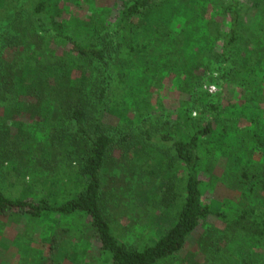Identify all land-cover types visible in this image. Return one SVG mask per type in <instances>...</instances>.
<instances>
[{"label": "trees", "instance_id": "1", "mask_svg": "<svg viewBox=\"0 0 264 264\" xmlns=\"http://www.w3.org/2000/svg\"><path fill=\"white\" fill-rule=\"evenodd\" d=\"M66 1L34 0L55 36L27 30L18 16L21 39L6 45L22 49L0 57V108L8 119L25 109L37 118L14 135L2 123L0 165L25 158L40 179L38 200L0 187V213L85 218L112 264H264V0H116L99 9L88 0L92 19L81 20L91 35L69 30ZM217 64L221 90L196 98L212 120L193 118L182 100L175 117L153 122L167 94L190 98ZM120 162L159 180L148 191L160 211L153 243L121 240L104 213L102 174ZM218 167L221 183L240 192L224 209L204 202V177ZM210 215L223 233L200 261H184ZM58 253L57 263L68 250Z\"/></svg>", "mask_w": 264, "mask_h": 264}, {"label": "rangeland", "instance_id": "2", "mask_svg": "<svg viewBox=\"0 0 264 264\" xmlns=\"http://www.w3.org/2000/svg\"><path fill=\"white\" fill-rule=\"evenodd\" d=\"M11 1H15L16 5L12 4L13 7H10ZM56 1L59 7V0ZM83 1L67 0L62 5L70 12L69 30L82 35H91L87 31L88 27L81 20L86 19L91 13V10L87 9L90 3L88 0ZM118 4L116 0H97L95 9L106 5L116 7ZM34 9V0H0L1 58L11 57L17 53L19 48L22 49L23 45L20 43L16 47L6 45V39L11 38L12 35H17L21 39V28L16 19L18 16L22 17L24 22L21 25L27 30L38 31L44 39L55 36L56 32L49 23L47 26L40 24L38 16L34 14ZM89 18L92 19V16H88ZM45 22H47L46 19ZM102 37L101 46H105L111 37L104 33ZM31 45L32 48L35 47V43L32 42ZM220 72V65H214L212 70L203 77L201 84L190 94V98L189 95H181L178 92L167 94L166 107L154 114L153 122L166 121L169 113L175 117L179 108L182 107V100L189 101V111L193 118L202 123L212 120L213 113L205 106L206 103L197 102L196 98L201 94L208 95L210 100H214V96L221 90L223 84L219 76ZM210 87H215V90L211 92ZM36 119L29 109L22 110L18 119H8V115L0 108V129L3 123L7 127H4L3 131L6 132L9 128L12 135L18 131L19 125H22L23 129L31 128ZM132 159L134 163V158ZM150 162L147 161L146 166ZM11 163L0 165V187L13 196L23 197L28 194L36 199L40 194L38 185L40 179L33 172V166L25 158H21L17 164ZM219 171L221 170L218 167L214 169V175L209 174L213 177L209 175V177H204L206 188L204 202L216 208L220 204V209H224L226 201L232 199L233 195L236 198L240 192L233 193V188L222 184L218 178ZM102 177L105 181L103 182L102 200L104 213L117 236L133 245L141 244L143 241L155 242L157 239L156 226L158 227L156 220L160 211L159 207L154 205V200L149 201L152 194L149 195L148 191H152L153 186L157 185L159 180L150 176L148 170L138 166H129L126 162L118 163V166L111 169L108 175L103 173ZM50 189H53V186H50ZM152 216L155 218L153 219ZM87 225L88 221L85 218L63 216L58 213H46L40 217H32L24 212L0 213V264H112L107 253H99V242L94 236L89 237V233L85 231ZM166 227L167 225H164L161 231ZM223 228L224 224L215 215L202 218L198 229L188 241L187 249L183 254L184 261L188 258L200 261L204 256L200 254L202 249L208 246L206 243H210L222 234ZM59 250L61 252L68 250V254L57 263ZM186 255L189 256L186 257Z\"/></svg>", "mask_w": 264, "mask_h": 264}, {"label": "built area", "instance_id": "3", "mask_svg": "<svg viewBox=\"0 0 264 264\" xmlns=\"http://www.w3.org/2000/svg\"><path fill=\"white\" fill-rule=\"evenodd\" d=\"M215 90V87H210V91L213 92Z\"/></svg>", "mask_w": 264, "mask_h": 264}]
</instances>
